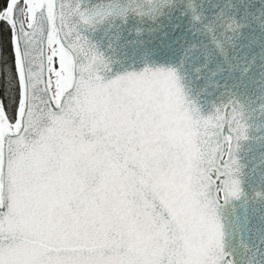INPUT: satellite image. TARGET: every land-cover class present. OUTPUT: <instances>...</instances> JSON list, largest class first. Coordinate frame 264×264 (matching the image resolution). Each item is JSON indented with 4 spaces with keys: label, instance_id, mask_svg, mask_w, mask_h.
Here are the masks:
<instances>
[{
    "label": "snow or ice",
    "instance_id": "1",
    "mask_svg": "<svg viewBox=\"0 0 264 264\" xmlns=\"http://www.w3.org/2000/svg\"><path fill=\"white\" fill-rule=\"evenodd\" d=\"M0 81V264H264V0H0Z\"/></svg>",
    "mask_w": 264,
    "mask_h": 264
},
{
    "label": "trees",
    "instance_id": "2",
    "mask_svg": "<svg viewBox=\"0 0 264 264\" xmlns=\"http://www.w3.org/2000/svg\"><path fill=\"white\" fill-rule=\"evenodd\" d=\"M7 41H8V34L7 32L4 33V47H5V55L7 56ZM2 81H0V95L3 94L2 91Z\"/></svg>",
    "mask_w": 264,
    "mask_h": 264
}]
</instances>
